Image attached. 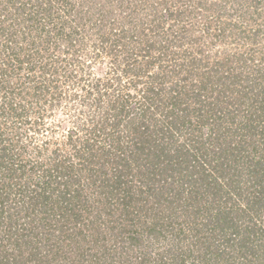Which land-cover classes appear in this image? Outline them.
<instances>
[{"label":"rangeland","instance_id":"obj_1","mask_svg":"<svg viewBox=\"0 0 264 264\" xmlns=\"http://www.w3.org/2000/svg\"><path fill=\"white\" fill-rule=\"evenodd\" d=\"M251 77L264 86V0H0V264H264V206L250 223L257 246L241 247V234L236 251L201 223L203 213L181 215L186 192L159 194L172 180L153 183L157 165L132 160L113 187L116 166L100 157L117 137L129 152L133 136L127 118L111 126L115 110L123 105L132 117L155 101L161 118L181 91L188 113L180 140L205 141L227 109L255 131L244 144L261 159L264 101ZM63 162L69 173L59 177ZM66 177L72 182L53 191ZM42 190L51 199L28 215ZM126 191L127 212L119 201ZM240 193L249 196L244 186ZM227 195L220 206L239 200L255 214Z\"/></svg>","mask_w":264,"mask_h":264},{"label":"trees","instance_id":"obj_2","mask_svg":"<svg viewBox=\"0 0 264 264\" xmlns=\"http://www.w3.org/2000/svg\"><path fill=\"white\" fill-rule=\"evenodd\" d=\"M192 62L193 59L191 58L189 61L190 65ZM225 73L227 77V72ZM223 74H220L219 80L224 77ZM187 77L188 76L184 79H187ZM210 78V75H208L205 80L197 83V86L194 88L197 90V93L199 90H204L207 87L208 79ZM249 79L251 81L255 80L254 86L261 85L258 77H251ZM223 86L225 87L226 85ZM257 92L260 100L264 101L263 84ZM181 94L182 92L179 91L176 95L179 97ZM245 96L249 98L247 93H245ZM178 97H174L171 103L162 107L160 112L164 110L165 114L162 115L161 118H157L159 117L158 108L160 107L155 101L148 103L146 109L132 117L129 116V113L124 114L126 111L123 105L118 108V110H115L113 114L115 120H112L111 126L117 128L119 124L122 123V119L127 118L122 124H124L125 128L129 129L133 138H129V142H127L129 152L123 149V146L120 148L119 145H117V141L119 142L120 138L117 137V139H114L116 141H111L114 143L115 147L105 150L100 156L105 157V159H110L116 166L115 176L112 182L113 187H118L122 182L121 179L128 177L130 173L128 170L130 169V161L142 160L149 165H157L159 168L155 173H152L153 183L172 180V183H170L171 187L159 185V194L164 195L165 192L168 193L170 190L174 192L173 197L179 195L180 198H184L183 193L186 192V199L184 198L185 203H183L181 207L183 209L182 216H193L195 221L200 217V214L203 213L206 218H202L201 223L203 222V225H209L212 231L217 230L221 238L226 239L228 242L227 245L236 248V251H238L237 245L239 246V236L244 234L245 236L242 238L245 240L240 246L248 245L251 249H255L257 245L254 244L252 235L255 232V226L253 224L257 223L254 219L255 217L261 216L262 213L260 210L261 207L264 206V160L262 159L264 157L261 156L259 160H256L254 156L250 157L252 150L246 153L248 143L247 146L244 144L245 141L248 142V139L246 140L248 136L253 137L255 135V131H251V127H249L247 123L245 126L243 125L241 127L239 123L241 120H236L237 113L224 109L222 113H219L211 120L212 124L210 129L212 130L207 133L205 141L195 140L196 136L192 134L188 136L185 135L184 139L180 140L177 133L181 132V128L184 126V120L187 119L183 113L185 112L187 114L188 112L183 108V102ZM147 98H149L148 100L151 99L150 96ZM215 102H218V100L215 99ZM260 107L261 112L257 114L258 119L264 117V115H262L264 113V104ZM252 141L253 139L251 138L250 142ZM254 147L256 149L257 146L255 145ZM208 149L209 155L207 157ZM242 149H244V151H242ZM102 150H104V148ZM254 151L256 152V150ZM112 153L113 157L111 156ZM94 156L95 155H93L92 158H95ZM239 156L243 157L242 161H240ZM224 157H226V160L227 157H231L232 159L236 158L234 159L233 168L230 164L228 166L226 160L225 162H220L221 158L224 161ZM244 158H247V160L244 161ZM215 162H217V164H215ZM239 163H241V167H239ZM59 166H61L59 171H57L59 177L60 175L64 176L69 173V166H66L64 162ZM148 172L139 171V175L146 174V179L147 175L151 177ZM243 175L246 177L244 178ZM156 177L158 178L155 179ZM145 181L148 183L151 180ZM70 182L72 181L69 177H66V180L62 181L56 180L52 190L58 192L57 188L60 186H67ZM103 184L104 181L102 182V185ZM243 186L245 190L249 191V196L245 198H243L240 193ZM100 189L99 191H103L102 188ZM108 191V195L111 194L115 196L112 193V189H108ZM225 193L226 195L228 194L227 200H231L233 196L237 195L238 199L243 198L244 201L246 199V206L244 209H254V211H256L255 214L252 215L246 210L243 211L240 206L242 204L239 200V202H233L228 210L225 209V206H220L218 200H220L221 196H224ZM210 194L212 196V201L208 200ZM128 195L126 191L122 198L119 199L120 202L123 201V211L125 212H127V207L132 199V197ZM158 198L159 199L156 200L157 206L160 204V198L162 197ZM47 199L51 198L46 197L45 190L39 192L37 197L30 198V201H32L28 203L27 214L34 213L37 210V206H45L47 202L43 200L47 201ZM168 199H170V197H168ZM169 204L173 206L175 201L171 200ZM50 209L54 210L55 207L51 204ZM73 215L78 217L76 214ZM251 222L253 224H250ZM245 223L246 225L243 227ZM260 229L262 233L261 239H263V243L259 244L261 247L264 246V227Z\"/></svg>","mask_w":264,"mask_h":264}]
</instances>
